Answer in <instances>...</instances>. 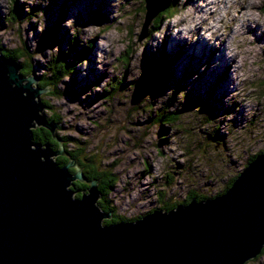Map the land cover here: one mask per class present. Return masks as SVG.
I'll return each mask as SVG.
<instances>
[{"label":"rangeland","instance_id":"obj_1","mask_svg":"<svg viewBox=\"0 0 264 264\" xmlns=\"http://www.w3.org/2000/svg\"><path fill=\"white\" fill-rule=\"evenodd\" d=\"M25 1H40L41 7L46 4V0ZM67 1L71 2L62 21L63 45H68L69 32L77 29L84 42H95L88 58L76 63L58 84L61 89L70 85L73 93L48 94L45 90L42 96L61 115L60 128L57 124L54 130L71 137L62 146L75 149L80 140L113 168L117 180L108 197L117 214L134 217L168 203L186 202L193 192L208 198L221 194L251 161L248 157L264 151V29L258 21L240 16L246 0H179V11L164 16L153 31L155 9L151 4L158 7L164 0ZM58 2L41 13V20L32 17L12 26L0 20V42L8 47L18 45L20 26L33 49L43 25L56 21L61 8ZM189 5L196 14L186 19L198 21L196 28L177 32L186 21L177 25L170 21ZM210 7H215L212 14ZM9 8L10 0H0V13H8ZM98 8L100 12H95ZM252 9L264 15V0ZM161 47L171 57L175 76L166 81L163 94L150 107L149 94L140 96L137 80L144 72L145 53ZM127 51L129 60L124 63L121 57ZM44 53L33 55L35 74L46 70L50 50ZM73 76L77 80L72 84ZM115 78H124L122 89L109 98L99 94ZM87 83L91 85L81 91L80 86ZM176 85L181 86V93L171 109L183 107L190 95L202 94L205 110L191 106L178 122L169 125V133L162 134L153 119ZM50 110L44 107V113ZM216 124L221 142L209 135ZM244 264H264V246Z\"/></svg>","mask_w":264,"mask_h":264},{"label":"water","instance_id":"obj_2","mask_svg":"<svg viewBox=\"0 0 264 264\" xmlns=\"http://www.w3.org/2000/svg\"><path fill=\"white\" fill-rule=\"evenodd\" d=\"M47 89L0 46V264H243L262 250L264 151L221 194L105 223L99 179L75 196L82 168L56 159Z\"/></svg>","mask_w":264,"mask_h":264},{"label":"trees","instance_id":"obj_3","mask_svg":"<svg viewBox=\"0 0 264 264\" xmlns=\"http://www.w3.org/2000/svg\"><path fill=\"white\" fill-rule=\"evenodd\" d=\"M58 3H59L58 0H46V4L43 7H41L40 1L31 4L25 0H10L9 11L8 13H4V14L0 13V20L4 19L6 22L9 21L8 25L10 26H12L15 22L19 23L20 21L31 20L32 17H37L38 20H41L42 18L41 13H43L44 10H46V8L51 9L53 6H55ZM69 3L67 0H61V8L56 21L51 24L43 25V27L40 29L39 32L38 43L33 49L30 48V46L26 42V39L21 34L20 26H17L18 27L17 29L21 35V41L18 45H16L15 47H8V46H4L0 42V46H2L3 53L13 57L18 62V64H20L21 73L24 75L29 74L31 72L34 73V66H33L34 53L40 52L42 54H45L44 52L46 50H50L48 60L46 61V70L42 71L41 74H36V76L38 77V84L41 87H48L47 89L48 94L73 93V89H71L70 85L65 87L64 89H61L58 86V84L63 76L69 74L74 70L76 63H79V61H82V59L88 58L89 52H91L92 46L95 42L94 39H90V41H85L86 42L85 43L84 40L81 37H79V32H78L79 30L77 29L74 30L73 33L69 32L67 37L68 45L67 46L63 45L66 36L61 35V30L63 29L62 21L65 18V14L67 13V10L70 6ZM98 3H99L98 6L101 7L102 2L101 3L98 2ZM179 6H180L179 0H169L164 5H160V7H157L153 12L155 13L154 21H153L154 25L150 27V31H153L157 27H159L157 24L161 22L164 16H172L177 11H179L178 8ZM95 12H100V9L98 8L97 10H95ZM103 12L105 15L104 10ZM148 52L145 53L144 67H142L144 72L142 73L140 79L137 80V83L141 87L140 96L142 97L145 93H148L149 98L148 101L146 102H148L147 105L152 107L153 99L163 94L164 89L168 85L167 83L168 80H170L175 76L174 73L175 67L173 65H172V69L170 67L171 57H169L166 48L161 47L157 51H153L151 49V51L149 50ZM121 59H123L124 63L126 62V60H129L128 51L126 54H124L121 57ZM194 72H196V70H194ZM188 75H190V73H188ZM123 79L115 78L113 81H109L107 84L109 88L104 87L103 91L99 92V94H104L106 98L112 97L114 93L122 89L124 85ZM76 80H75V76H73L72 84ZM99 80L100 78L95 80L94 83L98 82ZM90 85H91L90 83H87V85H81L80 86L81 91L85 90L86 87H89ZM180 87L181 86L176 85L172 89L169 97L165 100V102L161 105V107L158 108V115H155L153 119V123L160 124L161 129L159 130V133L162 134L169 133V128H170L169 125H174L176 122H178L182 112H184V110L190 108L191 106H196L197 110L200 109L201 111L205 110L204 107L205 101L202 99L203 97L202 94H196L193 97L192 95H190L186 98V102L184 106L182 102L183 107L178 109L177 108L171 109L172 102L175 100L177 95L181 93L179 92ZM182 93L185 94L184 91ZM185 96L187 95L185 94ZM42 100L45 103L46 107L51 108L50 114L44 113L45 116L47 117V120L54 121L59 125L58 128H60L61 115L58 113L57 109L52 108L53 105L50 103L48 99H45L42 96ZM141 101H144V99H142ZM132 107L133 109L137 108L135 104ZM218 126L219 125L216 124L213 130L209 132V135L211 138H214L215 140L221 142L222 140L218 136V129H219ZM53 133L55 137L62 143V145H66V143H68L69 140L71 139L69 135L59 134L57 130H55V132ZM77 143L79 144L77 148L72 149L65 146L64 149L66 153L59 154L56 156V159L60 163V165H64L69 160L75 159L76 162L82 168L85 177L87 178V180L76 179L73 181L71 188L75 190V196H80L81 191L85 188H88L90 184L89 181L91 179L98 178L99 179L98 186L101 191V198L99 199V202L105 210L112 211V216L110 218L104 219L105 223L122 221V220H132V218L135 219L146 214L143 213L134 217H127L116 213L114 205L112 204V201L108 197L109 193L114 188V185L116 183L117 180L116 173L112 170L113 168H111L108 163L103 162V159L100 158L97 152H93V151L90 152L86 148V145L82 144L80 140H77ZM260 152L263 151L261 150ZM256 155L257 153L249 156L248 159L252 160ZM70 169L72 172H74L77 169V167H70ZM236 176L237 175L233 176L229 180L228 184L225 186L222 192H224L232 184ZM193 196H196L198 199L208 198V196L204 194L202 195L193 192L189 195L186 202H189V200ZM178 203L179 202L168 203L158 208L170 209L176 206ZM154 209H157V207L150 209L148 212H151Z\"/></svg>","mask_w":264,"mask_h":264},{"label":"clouds","instance_id":"obj_4","mask_svg":"<svg viewBox=\"0 0 264 264\" xmlns=\"http://www.w3.org/2000/svg\"><path fill=\"white\" fill-rule=\"evenodd\" d=\"M244 2H245V0H241V3H244ZM259 3H260V0H246V4H247L246 10L244 12L240 13V16H246L250 20L258 21L260 23L262 29H264V15L260 14L257 11H254L252 9L253 4H259ZM195 14H196L195 8L191 5H189V7L184 9L183 12L174 16L170 22L173 25H177V24H179V22L182 19H184L186 22L183 24H180L179 27L175 29V31L183 32V33H187L190 30L194 31L196 28V23H198V21L191 22L190 20H187L186 18L189 16H192V15H195ZM233 15L235 16L236 12H233ZM253 26H255V25H253ZM235 27L239 28V23ZM202 33H203V30H202ZM207 35H210V33ZM179 38L185 39L187 41V37H185V36H179ZM160 41H163V39H161Z\"/></svg>","mask_w":264,"mask_h":264},{"label":"bare ground","instance_id":"obj_5","mask_svg":"<svg viewBox=\"0 0 264 264\" xmlns=\"http://www.w3.org/2000/svg\"><path fill=\"white\" fill-rule=\"evenodd\" d=\"M167 1H169V0H167ZM167 1L164 0L161 4L164 5ZM218 1H219V0H218ZM216 2H217V1H213L214 4H216ZM150 3H151V1H150ZM156 3H157V2H156ZM159 4H160V3H159ZM161 4H160V5H161ZM153 6H155L154 3L151 4V7H152L153 9H156V8H157V6H155L156 8L153 7ZM158 7H160V6H158ZM211 14H212V13H211ZM203 22H204V19L202 20V23H203ZM229 93H230V92H229Z\"/></svg>","mask_w":264,"mask_h":264}]
</instances>
